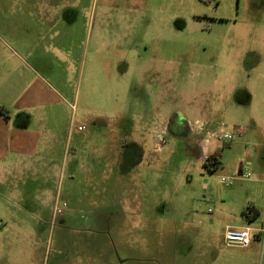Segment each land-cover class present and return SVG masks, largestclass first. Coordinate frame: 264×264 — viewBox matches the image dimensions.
Segmentation results:
<instances>
[{
  "label": "rangeland",
  "instance_id": "rangeland-1",
  "mask_svg": "<svg viewBox=\"0 0 264 264\" xmlns=\"http://www.w3.org/2000/svg\"><path fill=\"white\" fill-rule=\"evenodd\" d=\"M6 1L8 5L14 2ZM79 2L83 5L81 19L90 27L89 36L86 33L81 44L86 61L99 49L95 38L100 23L106 26L107 47L115 33L121 43L130 47L134 44L143 52L146 48L139 44L148 43L144 54L166 53L164 96L168 107L159 113L161 119L151 121L157 112L145 105L147 92L141 89L137 94L144 99L142 106L134 109L140 116L137 125L143 130L139 138L128 140V150L133 155L123 153L117 161L134 162L136 171H100L99 177L93 171H76L74 178H70L71 165L57 171L45 164L0 177V264H45L58 244H95L100 237L110 242L114 253L128 252L133 259L146 260L145 263L180 264L182 245L192 242L193 248L187 254L192 259L195 245L203 237L202 229H208L210 234L222 227L219 223L211 225L202 208L205 206L214 214L216 208L222 210L238 225L242 223L243 208L258 211L255 222L249 225L263 229L264 235V121L253 123L252 115L242 113V108L247 110L251 106L240 105L251 96L257 100L259 87L264 84V58L247 55L251 50H260L262 43L250 37L235 39L231 47L232 43L228 46L225 40L217 42L212 31L215 0ZM239 3L240 0H225L223 5L236 12ZM5 9L0 8V52H3L1 39L7 40L2 29L6 18L1 10ZM75 48H78L77 42ZM223 67L229 70L230 94L219 84V108L216 106L212 113L210 89L217 73L221 81ZM115 72L110 75L107 88L109 81L116 78ZM86 73L87 68L83 77L82 73L76 75L75 99L70 101V110L66 113L76 127L85 110ZM241 93L250 98L240 97ZM98 102L96 96L92 105ZM179 110L187 122H198L202 130L195 127V132H191L187 128L188 135L172 132L169 123ZM93 115L98 116L99 112ZM240 127L245 130L242 137L237 133ZM163 129L166 144L156 152V135ZM111 131L106 129V135L98 133L89 141V149L95 150L99 158L100 153L106 157L104 151L108 149ZM213 132L227 133L234 140L218 141L209 136ZM206 138L210 139L211 152H217L220 161L217 167L199 160L198 142ZM245 172L251 177L235 181L230 188L221 182L222 176L233 173L241 176ZM122 176L131 177V181L122 180ZM125 180L128 185H118ZM205 183L209 184L208 190ZM130 184L136 189L140 203L138 215L127 217L118 213L115 208L118 203L113 198L124 196V188L131 190ZM124 244L131 245L132 249L121 252Z\"/></svg>",
  "mask_w": 264,
  "mask_h": 264
},
{
  "label": "crops",
  "instance_id": "crops-1",
  "mask_svg": "<svg viewBox=\"0 0 264 264\" xmlns=\"http://www.w3.org/2000/svg\"><path fill=\"white\" fill-rule=\"evenodd\" d=\"M215 1L217 7L212 29L214 39L217 42L225 40L229 46L240 37L254 38L256 42L262 43V47L260 50L247 52V55L264 58V0H240L236 12L226 9L223 5L225 0ZM8 2L3 0L0 5V8H6L1 11L6 18L2 29L7 38L1 39L3 52H0V107L5 113V117L0 115V177H8L15 171H28L32 169L31 166L45 164L57 171L66 170L71 165L70 178H74L76 171H93L95 177L100 176L97 173L100 171H136L137 165L134 162L120 164L117 162L118 156L123 153L133 155L132 150H128V140L139 138L142 133L140 130L143 127L137 125L140 116L134 112L144 102L143 97L137 95L141 89L147 92L148 100L145 105L152 112H157L151 121L161 119L159 113L168 107L164 96L166 53L157 51L144 54L148 50V43L139 44L146 48L143 52L134 47V44L130 47L127 43H121L115 33L107 47L106 26L100 23L95 38L99 49L94 50L91 59L86 61L81 44L82 37L86 33L89 36L90 27L89 23L85 26L81 19L83 5L79 0H14L9 5ZM75 42L78 43L77 49ZM86 68L85 110L81 123L76 127L66 113L70 110V101L75 99V77L81 73L83 77ZM113 70L116 71V78L109 81L107 88V81ZM228 71L223 67L221 81L217 73L215 83L211 86L212 113L216 106L219 108V84L226 89L227 95L230 94ZM259 93L257 100L254 96L250 98L247 94L240 95L250 98L248 102L244 101L240 105L251 106L247 110L242 108V113L248 112L252 115L253 123L264 121V84L259 87ZM96 96L99 102L92 105ZM107 96L111 98L108 100ZM110 103L113 107H110ZM95 111L99 112L98 116L93 115ZM177 112L169 123V129L176 135H188L187 119L181 115L180 110ZM106 129H111L113 134L106 145L108 149L104 151L106 157L100 153L99 158L95 150L89 149V141L98 133L106 135ZM198 143L200 147L201 142ZM210 153L217 156L215 151L210 150ZM49 156L54 158L48 159ZM124 178L131 179L121 177L122 180ZM126 180L123 183L118 182V185H128ZM130 187L131 190L124 188V196L113 198L118 203L115 206L118 213L127 217L138 215L137 208L140 203L136 189L133 190L131 184ZM204 187L208 190L209 184L205 183ZM202 208L205 209L211 225L219 223L222 227L220 231L213 229L210 234L208 229H202L200 234L203 237L198 239L192 259H188L187 255L193 248L192 242L182 245L180 264L264 262V236L247 249L227 247L224 243L228 228L263 231L249 225L255 220L250 221V218L244 217L246 209L241 211L242 223L238 225L218 208L215 209L216 214L211 208ZM101 234L106 235L104 232ZM131 247L124 244L120 250L128 251ZM53 252L54 256L45 264H154L133 259L128 252L114 253L105 237H100L95 244H58ZM236 254L238 256L235 258Z\"/></svg>",
  "mask_w": 264,
  "mask_h": 264
},
{
  "label": "built area",
  "instance_id": "built-area-1",
  "mask_svg": "<svg viewBox=\"0 0 264 264\" xmlns=\"http://www.w3.org/2000/svg\"><path fill=\"white\" fill-rule=\"evenodd\" d=\"M195 127L198 130H202V126L198 122H195V123L187 122V128L191 132H195L196 130ZM198 130L196 134L198 133ZM237 133L239 137H242V135L244 134V129L239 128L237 130ZM165 135L166 133L164 129L157 133L156 140H155V151L156 152H160L161 149L166 144ZM209 136L211 138H215L218 141L229 142V141L234 140V138L231 137V135L227 133H222L220 135V134H216V132H213ZM209 146H210L209 138L204 139L200 144L199 160H201V162L204 164L209 163V161L211 160V153H210ZM250 177H251V174L249 172H245L241 174V176H239L238 173H233L231 175L222 176L221 182L225 187L230 188L234 185L235 181L239 179H249ZM209 212H211V210ZM261 236H264L262 231H257L251 228H242V229L228 228L224 235V243L227 247L247 249L251 246V244L254 241L259 240Z\"/></svg>",
  "mask_w": 264,
  "mask_h": 264
},
{
  "label": "trees",
  "instance_id": "trees-1",
  "mask_svg": "<svg viewBox=\"0 0 264 264\" xmlns=\"http://www.w3.org/2000/svg\"><path fill=\"white\" fill-rule=\"evenodd\" d=\"M0 115L5 117L4 110L1 107H0ZM211 164L214 165V167H217V166L220 165V161H219L218 157L215 154L211 155V160L206 165H211ZM243 215H244L245 218H247V219L250 218V221H253L258 216V211L251 210V208H247L244 211Z\"/></svg>",
  "mask_w": 264,
  "mask_h": 264
}]
</instances>
